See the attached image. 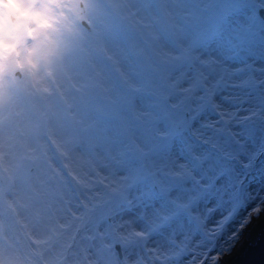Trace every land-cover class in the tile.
<instances>
[{
  "label": "rangeland",
  "instance_id": "obj_1",
  "mask_svg": "<svg viewBox=\"0 0 264 264\" xmlns=\"http://www.w3.org/2000/svg\"><path fill=\"white\" fill-rule=\"evenodd\" d=\"M54 6L39 64L0 26V264H234L264 227V0Z\"/></svg>",
  "mask_w": 264,
  "mask_h": 264
},
{
  "label": "clouds",
  "instance_id": "obj_2",
  "mask_svg": "<svg viewBox=\"0 0 264 264\" xmlns=\"http://www.w3.org/2000/svg\"><path fill=\"white\" fill-rule=\"evenodd\" d=\"M61 0H0V26H10L23 30L26 26L33 29L32 35L38 39L35 52L29 58L39 64L53 54L58 38L63 34L64 20L58 5ZM11 37V32L7 34ZM42 38V39H41ZM4 56L20 55L14 39H9L3 48Z\"/></svg>",
  "mask_w": 264,
  "mask_h": 264
},
{
  "label": "water",
  "instance_id": "obj_3",
  "mask_svg": "<svg viewBox=\"0 0 264 264\" xmlns=\"http://www.w3.org/2000/svg\"><path fill=\"white\" fill-rule=\"evenodd\" d=\"M258 12L261 18H264V9L261 8ZM114 247L119 258H122L121 244L117 243ZM234 264H264V227L258 229L255 241L251 244L247 243L235 257Z\"/></svg>",
  "mask_w": 264,
  "mask_h": 264
},
{
  "label": "trees",
  "instance_id": "obj_4",
  "mask_svg": "<svg viewBox=\"0 0 264 264\" xmlns=\"http://www.w3.org/2000/svg\"><path fill=\"white\" fill-rule=\"evenodd\" d=\"M217 112V114L219 115V114H221L219 111H216ZM224 115L222 114V117H223ZM221 124V123H220Z\"/></svg>",
  "mask_w": 264,
  "mask_h": 264
},
{
  "label": "snow or ice",
  "instance_id": "obj_5",
  "mask_svg": "<svg viewBox=\"0 0 264 264\" xmlns=\"http://www.w3.org/2000/svg\"><path fill=\"white\" fill-rule=\"evenodd\" d=\"M218 259V258H217Z\"/></svg>",
  "mask_w": 264,
  "mask_h": 264
}]
</instances>
